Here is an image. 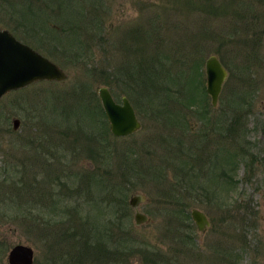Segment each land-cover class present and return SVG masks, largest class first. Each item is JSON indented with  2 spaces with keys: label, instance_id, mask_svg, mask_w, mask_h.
<instances>
[{
  "label": "rangeland",
  "instance_id": "1",
  "mask_svg": "<svg viewBox=\"0 0 264 264\" xmlns=\"http://www.w3.org/2000/svg\"><path fill=\"white\" fill-rule=\"evenodd\" d=\"M80 2L0 0V26L32 27L31 35L22 36L25 42L67 74L0 100V264H8L19 243L34 248V264H77L86 238L108 249L116 241L118 252L114 258L90 256L83 264H264V0H100L84 12L91 30L74 53L78 48L68 39L76 35L63 30L69 25L58 20L60 14H51H58L59 3L68 21ZM212 55L228 78L216 106L209 95L203 101L208 125L196 103L180 108L193 102L179 97L178 75L181 68H197L206 91L205 65ZM145 60L150 73L166 72L154 85L141 76ZM101 86L119 103L130 99L142 123L137 132L112 134L97 92ZM147 91L158 92L161 109L174 106L173 113L187 116L188 126L153 115ZM14 118L21 121L17 130ZM231 142L246 144L253 170L240 157H229ZM9 164L23 171L4 183ZM224 165L236 181L230 192ZM24 185L63 196L67 213L51 217L45 207L26 215L18 204ZM135 193L145 195L139 209L150 218L139 226L130 205ZM195 208L208 217L204 231L191 216ZM187 212L189 225L187 218L177 219Z\"/></svg>",
  "mask_w": 264,
  "mask_h": 264
},
{
  "label": "water",
  "instance_id": "2",
  "mask_svg": "<svg viewBox=\"0 0 264 264\" xmlns=\"http://www.w3.org/2000/svg\"><path fill=\"white\" fill-rule=\"evenodd\" d=\"M207 77V93L212 104L217 105L223 85L228 78V71L216 55L210 56L205 65ZM66 72L53 60L27 45L6 29H0V100L9 92L25 88L38 81H63ZM99 98L105 115L110 124V130L116 137H126L137 132L142 123L128 97L124 96L118 103L110 89L106 86L98 87ZM13 129L20 127L21 121L13 119ZM146 201L145 195L135 193L130 198V205L135 211L136 225H142L150 220L149 216L140 211L139 205ZM191 215L199 230L204 231L209 225L206 214L193 209ZM34 250L32 247L18 244L9 254L10 264H32Z\"/></svg>",
  "mask_w": 264,
  "mask_h": 264
},
{
  "label": "trees",
  "instance_id": "3",
  "mask_svg": "<svg viewBox=\"0 0 264 264\" xmlns=\"http://www.w3.org/2000/svg\"><path fill=\"white\" fill-rule=\"evenodd\" d=\"M80 1H81L80 4H78V5H76L74 7V12H75L74 13L75 14L74 17H71V18L68 17L69 18L68 21H65L62 18V14H61V9L62 8L59 5V3L56 4V5H58V7L55 9V11H57L58 14L56 12H53L51 14L52 17H54L55 14L56 15H59L60 14L59 15L60 16V19H58V20H62L65 25H69V26L66 27V29L64 28L63 30H66V32L69 33V35H71V34H75L76 35L75 41H70L68 39V45L71 46V48L72 47L73 48H78L77 50L74 51V53L76 51H79L80 47H82V45L84 44L83 41H82L83 34L86 32V36H87V35H89L88 32L91 30V26H87L86 25L87 23H90V21L85 18L84 12L85 11L87 12V8H89L90 6L91 7H93V6L97 7V5H98L97 3L100 0H80ZM97 14L95 15V17H99L100 16L99 14L98 15ZM45 22L47 23L48 21H45ZM101 23L102 22H99L98 24H101ZM98 30H101V28H99ZM100 39H102L101 36H100ZM79 54H81V53L79 52L78 55ZM158 55L161 56L162 53H158ZM158 60L160 61V59H158ZM149 63L150 62H148L146 60L141 63V65H140V67H141V69H140L141 70V76H142V78L144 79L145 82L148 83V81H150L151 82V85H154V84H156V82L159 81V78L161 79V77L164 74H166V72L164 71V73L162 74L159 69H156V70H153V73L154 74L150 73L149 71H151V68L149 66L150 65ZM192 69L193 68H191V70ZM196 69L197 68H195L194 70H192V73H191V70H188L187 68H183V69L181 68L179 70L181 73H179L178 76H182L183 75L185 77H188V78H186V79H188L187 80V83L184 82V77L183 76H182L183 77V80H182V77L179 80V86H182L183 87V90H180L182 92H179V93H181L179 95V97L187 98V99L190 100V102L192 101L193 103H191L189 105H184V104L179 103V104L183 105V107L182 106L180 107L179 105L178 106L180 108H193L194 105H195V103H196V105H199V107H201V113L200 114H201V117L204 120V122L206 124H208V125L209 124L211 125V123H210L211 120H210V116H209V109L207 107H205V105L203 104V101H205V99L208 98V94L205 91V89L202 90V87L200 85V79L198 77V71H196ZM161 74H162V76L160 77L159 75H161ZM142 87H143V91H146L144 89L145 87L144 86H142ZM150 88H152V87H150ZM156 97L158 98L157 100L155 99ZM194 97L197 98L196 101H194ZM145 99H146V107H148V108L150 107L151 110L156 109V112L153 111V115H155L156 117H159V119H162L163 117H165L167 119L165 120V118H163L164 121L166 123L168 122L171 125L173 123V119H175L176 122L179 121L182 124H184L183 126H188V117L187 116H180L178 114H175V112L173 113V107L174 106H171V107L167 106V107H164L163 109H161L163 107V104L160 103L158 92L155 91V93H154L153 91H150V93H149L147 91V96H145ZM240 109L242 110L241 106H240ZM84 111L85 110H83L82 112H84ZM79 113L81 114V112H79ZM103 114L105 115L104 111H103ZM234 121H237V120L234 119L233 122ZM228 131L230 133L237 132L236 129H228ZM241 134H242L245 142H247V139L245 138L246 133L243 132ZM243 144L242 143H238V145H235V144L233 145V143H232V146H230V147L227 146L226 152H227V154L230 155L229 156L230 158H232L233 155L236 156V158H239L240 157L241 160L238 159V162L240 160L241 161L240 164H244L246 167H248L251 170H253L252 168H253V166H254L253 164H255V162L253 160L252 162L248 163V160H247V157H246L247 152H248V149L246 147V144L245 143H243ZM248 144H249V142H248ZM242 160H243V162H242ZM236 163L234 164V166H236ZM10 164L12 165L11 162H10ZM11 165L10 166H6L3 169V171L5 172V174L7 173L6 176L3 178V182L4 183L6 181H8L7 180L8 177H10V175L12 176V174L14 172L15 173H18V172H22L23 171V170L18 171L17 169L15 170V167H13ZM234 166H233V168H234ZM233 170H236V169H233ZM180 171H181V168H180L179 172ZM231 173H232V169H229L228 166L225 169V165H224V170L222 172L223 176H225V175L228 176ZM228 177H229V180L226 182V185H228V186H226V189H227V192H230L231 191L230 186L233 185V182L235 180L233 179V176H228ZM26 188H27V186L24 185L23 188H21V189L18 190V194L21 195L20 196L19 203H18L19 204V209H21L22 211H24L26 213V215L27 214L29 215L30 213H33L34 210H36V209H37V211H39V214H40V213H42V212H40V211H42V208H45V207H48V209L51 210V217H55V216H58V215L66 214L67 213V212L65 213V210L66 209L63 210L61 208L60 211H59V209H57V204L56 203H58V197L57 196H50V195H48V190L42 192V190H39L36 185H32V187H28L27 189ZM39 194H42V195L39 196V197H34V196H38ZM63 198H64L63 196L60 197L61 201H63ZM60 204L62 206V202ZM58 212H60V213H58ZM176 214H179V213L176 212ZM186 214H187V216L178 217L177 219L180 220V221H182V220L185 221V218H187V220H188L187 221V224L189 225V222L192 223V220H191L192 218H191V216L189 215L188 212ZM32 219H35V218L33 217ZM63 219H65V218H63ZM33 221H35V220H33ZM94 227L95 226H93V228ZM90 229H91V227H90ZM177 233L180 235V231H177ZM89 234L90 233H88V235ZM85 240H88V242L81 244V246L84 247V249H83V256L82 255L80 256V254L77 255V260H76L77 261V264H83V263H86V262H90V256L91 257H98V259L99 258H102V256H107V255H110L113 258L115 256H117L115 254H117L118 251H117V248L114 246V244L116 243V241L114 243H110L109 245H110V248L111 249H108L105 244H101V245L98 244L97 245L98 242L96 243V241H95V244H94V241L93 240H92L93 243H92V241L89 242V238H86ZM138 253H140V252L138 251ZM140 255H141V253H140ZM119 256H120V254H119ZM153 256H151V257H153ZM172 257L174 258L173 254H172ZM143 258L146 259L145 255H144Z\"/></svg>",
  "mask_w": 264,
  "mask_h": 264
},
{
  "label": "flooded vegetation",
  "instance_id": "4",
  "mask_svg": "<svg viewBox=\"0 0 264 264\" xmlns=\"http://www.w3.org/2000/svg\"><path fill=\"white\" fill-rule=\"evenodd\" d=\"M26 27V29H25V31L23 30V28H25ZM21 28H22V31H21ZM0 29H6V30H8L9 31V33L10 34H12L13 36H15L18 40H20L21 42H23V43H25V44H28V43H26L25 42V39L23 38L24 36L23 35H31L32 34V32H33V28L32 27H30V26H23V25H20V26H15V27H12V26H9L8 28H3V27H1L0 26ZM23 36V37H22ZM42 194H40V195H38V196H34V197H39V196H41ZM33 197V198H34ZM62 201H61V199H60V197H58V203H56L57 204V209H59V211H60V209L62 208V206H61V203ZM62 204H63V202H62ZM48 208V207H47ZM43 212V211H42ZM58 213H60V212H58ZM36 215V212H33V213H31V215ZM19 244H22V243H19ZM18 245V244H17ZM23 245H26V244H23ZM27 246H30V245H27ZM45 246H48V242H47V240H46V243H45ZM14 247V246H13ZM12 247V248H13ZM30 247H32V246H30ZM12 248H11V250H12ZM33 248V247H32ZM10 250V251H11ZM33 250H34V248H33ZM10 251H9V254H10ZM9 254H8V257H7V260H8V264H10L9 263ZM34 260H33V263L32 264H34V262H35V250H34V258H33Z\"/></svg>",
  "mask_w": 264,
  "mask_h": 264
}]
</instances>
